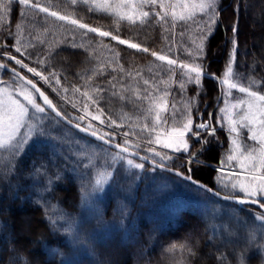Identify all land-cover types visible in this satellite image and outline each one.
Returning <instances> with one entry per match:
<instances>
[{
  "label": "trees",
  "instance_id": "obj_1",
  "mask_svg": "<svg viewBox=\"0 0 264 264\" xmlns=\"http://www.w3.org/2000/svg\"><path fill=\"white\" fill-rule=\"evenodd\" d=\"M30 3L149 49L129 48L19 0L0 10V51L5 53L0 61L28 77L13 63L15 58L36 69L46 78L37 84L64 117L84 127L92 125L89 129L146 157L151 158L146 143L156 132L168 133L174 118L182 123L190 117L193 125L200 116L208 119L220 95L217 80L224 79L229 64L233 82L264 94V44L260 43L264 0H217L214 12L198 14L194 21H177L175 26L170 18L159 21L155 7L145 8L153 13L145 23L130 24L117 22L115 16L83 0ZM254 21L260 25L252 29ZM151 52L177 64L156 60ZM181 63L200 66L198 82L195 73L189 80ZM165 92L168 108L162 119L166 122L156 125L154 132L144 130L154 123L147 111L149 100ZM221 106L222 102L212 113L219 127L223 126L218 116ZM46 113L31 143L15 155L0 151V264H239L240 257L245 264H264V255L257 253L261 239L255 232L253 207L229 203L240 213L214 216L198 213L193 204L200 202L195 197L184 203L172 200L168 207L153 204L148 200L151 195L143 196L144 181L127 187L131 179L119 181V173L113 174L122 165L114 157L124 155ZM94 115L103 123L96 126L90 120ZM204 151L205 163L223 164L221 147ZM179 160L158 163L183 173ZM111 174L112 181L100 186L99 180ZM192 178L223 193L218 173L210 165L198 164ZM24 217L29 220V238L18 232L19 227L23 230ZM172 244L185 247L168 251Z\"/></svg>",
  "mask_w": 264,
  "mask_h": 264
},
{
  "label": "snow or ice",
  "instance_id": "obj_2",
  "mask_svg": "<svg viewBox=\"0 0 264 264\" xmlns=\"http://www.w3.org/2000/svg\"><path fill=\"white\" fill-rule=\"evenodd\" d=\"M12 0H0V10H7V3H11ZM23 5L39 8V11L45 12L50 16L55 17L57 20L65 21L69 24L75 25L81 29H87L89 32H94L101 37L111 36L113 40H117L120 44H127L129 48H135L139 51L149 52L148 48L141 47L136 43H131L129 41L120 39L118 36L112 35L108 31H102L99 28L90 27L79 20L74 19L70 16L61 15L58 12L50 11L47 7L40 6L37 4L30 3V0H19ZM77 0H72L75 4ZM217 0H116L115 3L109 4L108 0L105 3L97 5V7L108 12L117 18V22L121 20H127L130 24H136L138 21L143 24L147 19L153 15L150 10H145L148 8H158L159 11L155 12L154 15L161 22H167V19H171L173 26L177 21H194L198 14H209V10H215ZM19 28V25L17 26ZM16 51H20L19 48ZM151 55L155 57L156 60L166 61L168 65H175L177 61L168 58L166 55L158 54L156 52H151ZM9 59H14L9 57ZM17 64H21V67H27L22 64L20 60H16ZM2 67V65H0ZM181 69H185V74L189 76V80L192 79L191 73H195V79L197 82L202 74L199 65L192 66L190 64L179 65ZM29 72H32L36 76H41V73L37 72L34 68H28ZM18 75V74H17ZM45 79V77H41ZM233 70L231 64L227 67V71L224 73V79L222 83L227 85L230 89H238L241 93H246L250 98L249 100H241L236 104L232 105L233 108H241L242 111L238 114L237 118H233V114L227 109L222 111L228 119L229 130L231 133L236 134V138L233 139V153L228 156V160H237L241 169L246 173L245 179L237 180L232 184L235 189L239 187V190L245 194L246 197H256L258 195H264V94H260L256 91L251 90L248 87H243L238 83L233 82ZM23 79V77H21ZM26 83L31 84L32 88L36 89L40 97L43 99L44 103L56 111L55 107L52 105L51 100L37 88L31 80L26 81ZM144 83L147 85L149 81L145 80ZM183 87V83H181ZM78 90V89H77ZM87 95V93H84ZM168 93L165 92L163 96L152 97L149 100V107L147 109L148 113L152 115L153 126L149 127L147 124L144 126V130L149 132L156 131V125L164 123L162 119V113L167 111L168 103L165 96ZM17 96H22L23 100L30 105L32 109L37 113H43L45 109L41 107L36 99L33 97L32 93L20 89L19 92L14 96L7 88L0 89V150H7L12 152L13 155L19 150L22 141H18V136L20 134L21 128L24 126L26 118L29 116V108L25 103H22ZM149 96L144 97V99H149ZM137 98L141 97L137 95ZM174 107V106H173ZM58 116L59 112L56 113ZM93 119H99L97 116H93ZM103 123V121H101ZM173 127L166 134V138L161 139V135L158 133L154 139H149L148 143H156L163 148H169L173 151H180L181 148L187 150L188 144L185 139L186 134L192 129V120L187 118L186 122L179 123L173 119ZM79 127V125H77ZM91 127V126H90ZM199 128H206L207 125L199 124ZM246 128L250 135L248 139L255 142L258 147H250L245 149L243 145L238 142V137L240 136V129ZM81 131L85 129L81 128ZM214 134V130L213 133ZM91 135L96 136V132H92ZM98 139H103L102 136H98ZM27 139V137H25ZM108 141H105L107 143ZM127 143V141H126ZM119 147V146H118ZM121 152H127L128 149L121 147ZM154 151V150H153ZM154 155L160 156L161 160L170 159V157L162 155L160 152H155ZM114 159H124V157H114ZM146 159V158H145ZM127 164L131 167L142 169L143 164L134 163L131 159L127 160ZM179 175V173H177ZM191 179V177H188ZM240 203L247 202L246 200H240ZM251 203H258L257 200L253 199ZM261 207H264V203H261ZM259 220H264V215L257 217ZM177 247L183 249L185 245L172 244L168 251H174ZM191 251V249H188ZM239 264H245L243 257L239 258Z\"/></svg>",
  "mask_w": 264,
  "mask_h": 264
},
{
  "label": "rangeland",
  "instance_id": "obj_3",
  "mask_svg": "<svg viewBox=\"0 0 264 264\" xmlns=\"http://www.w3.org/2000/svg\"><path fill=\"white\" fill-rule=\"evenodd\" d=\"M87 2L88 4L97 7L99 4L105 3V0H83ZM116 0H108L109 4L115 3ZM101 9V8H99ZM262 9V17L264 16V5L261 7ZM252 23V21H251ZM255 25H252V29L257 27L259 23L254 21ZM258 41V40H257ZM256 40L254 41V44H257ZM261 44H264V40L260 41ZM264 46V45H263ZM4 52L0 51V56L4 57ZM16 60H19L15 58L13 61L14 64H16L19 68H21L24 72L27 74H30L31 80L35 81L36 83L38 81H41V77L38 78L36 75L32 74L28 71L27 67H21V64H17ZM21 61V60H20ZM22 64H24L21 61ZM25 65V64H24ZM220 85V93L221 98L219 101V104L222 102V106L220 109H218V116H220V121L223 126L219 127L215 124L213 115L211 117L208 116V119L205 120L203 116H200L197 121L194 123L192 122V125L194 127V131L191 129L190 132L186 134V141L188 144L187 150H184L181 148L180 151H173L169 148H163L160 145L156 143H146V153L151 155V158L158 162L161 160L160 156L154 155L155 152H160L162 155L170 157V159H164L161 160L166 163H170L174 161L175 158L180 157L182 161L184 169V174L187 175V166L191 168L192 172L191 175H193V168L196 167L198 164L202 165H212L211 168L215 169L219 176L218 186L220 190L227 194V195H234V196H240V197H246L243 192L239 190V187L233 188L232 184L236 182L237 180H243L245 179V171L241 169L239 166V163L237 160H228V156L233 153V139L236 138L235 133H231L229 130V123L228 119L225 116V113L222 111L223 109L227 108L232 114L233 118H237L238 114L242 111L241 108H233L232 105L236 104L238 101L241 100H249L250 98L246 95V93H241L238 89H230L227 85L222 83L223 79L217 80ZM7 88L10 92L13 93L15 96L17 92L20 91V89L27 90L32 93L33 97L36 99V102L42 107L41 103L39 102L37 95L33 90L28 87L26 84H24L18 77L15 75H5L3 70L0 69V89ZM240 93V96L237 95V93ZM243 96V97H241ZM17 99H20L22 103H25L26 106L29 108V116L26 118L24 126L20 130V134L18 136V141H22L20 147H25L29 143L33 141L39 134L38 127L41 124L42 121H44L46 116V110L43 113H37L34 109L31 108L30 105H27V102L23 100L22 96H17ZM217 105V108H218ZM215 112L216 113V110ZM97 116V115H94ZM98 117V116H97ZM91 121L95 123L97 126L99 123H101V119H93V116L90 118ZM199 124H205L207 125L206 128H199ZM89 125V124H87ZM91 127H94L92 125H89ZM197 126V130L199 132H195V127ZM87 128H90L87 126ZM214 134H210L213 133ZM240 136L238 137V142L244 146L245 149H248L250 147H258V145L255 144L254 141L248 139V136L250 133L246 128L240 129ZM224 135H223V134ZM243 133V134H242ZM158 133L156 132L151 139H154ZM161 135V139L166 138L167 133H159ZM27 137V139H25ZM221 147L222 148V159L223 164L222 165H213L205 163L204 160L201 159V155L204 154V149H209L210 147ZM203 147V148H202ZM206 147V148H205ZM154 150V151H153ZM4 151V150H0ZM204 151V152H203ZM208 151V150H207ZM193 153H198V155H195ZM117 157V156H116ZM122 157V156H120ZM124 159H117L122 163V165L116 167L114 169V173H119V181L123 179H131L128 180L127 187H133L138 186L140 184V181H144V190H143V196L151 195L148 200L151 201L153 204L158 205H165L169 206L172 200H179L181 202L188 201L189 198L190 201H192L193 197L196 198L197 201L193 204V207L197 209L198 213H211L212 215L216 216L215 213H240L236 210V208L229 203L221 202L216 200L215 198L201 192L199 189L192 187L191 185L187 184L186 182L180 180L178 177H171L166 176V173H159L157 170L150 168L147 164L135 160L134 158L123 156ZM131 159L134 163L143 164V168H135L131 167L127 164V160ZM144 176L139 179L141 175ZM112 174L107 176L106 178H101L99 181L102 183L100 186H104L107 182L110 183L112 181ZM139 182V183H138ZM137 183V185H136ZM113 187L112 185L110 188ZM190 194V195H189ZM246 198H253L258 199L259 202L264 203V195H258L256 197H246ZM248 208V207H245ZM250 209V208H248ZM254 215V221L256 224V235L257 238L261 239V245L259 248H257V253L264 255V220H259L257 217H260L261 215L259 213H251ZM228 219V217H227ZM22 227L23 230L21 231L19 227V234H23L29 238L31 235L27 232V228L29 227V220L27 217H24L22 220ZM211 252L208 253V255ZM206 255V256H208Z\"/></svg>",
  "mask_w": 264,
  "mask_h": 264
},
{
  "label": "water",
  "instance_id": "obj_4",
  "mask_svg": "<svg viewBox=\"0 0 264 264\" xmlns=\"http://www.w3.org/2000/svg\"><path fill=\"white\" fill-rule=\"evenodd\" d=\"M0 65H2V67H0V68H2V69H4L5 71H7V72H9V73H11V74H14V75H16L17 77H19L20 79H21V77H23V79H21L25 84H27L36 94H37V96H38V99H39V101H40V103L42 104V106L46 109V110H48L51 114H53L61 123H63L64 125H66V126H68L69 128H71L72 130H74V131H76L77 133H79L80 135H82V136H85V137H87V138H90V139H92V140H94V141H96V142H98V143H100V144H102V145H104V146H106V147H109V148H111V149H113V150H115V151H117V152H120V153H122V154H124V155H126V156H129V157H132V158H134V159H136V160H139V161H141V162H143V163H145V164H147V165H149V166H151V167H153V168H155V169H158V170H161V171H164V172H166V173H169V174H172V175H175V176H177V177H179V178H181V179H183L184 181H187V182H189V183H191V184H193V185H195V186H197V187H199V188H201V189H203V190H205V191H207L208 193H210L211 195H213L214 197H216L217 199H219V200H222V201H225V202H231V203H234V204H237V205H239V206H243L244 204H247V205H253V206H255V207H257L260 211H261V213L264 215V207H261V203L258 201V203H251L250 201L252 200V199H247V198H242V197H236V196H226V195H223V194H221V193H219V192H217V191H215L214 189H212L211 187H209V186H207V185H205V184H203V183H201V182H198V181H195L193 178H192V176L191 175H189V176H185V175H183L181 172H179V171H177V170H174V169H171V168H168V167H166V166H163V165H160V164H158V163H156V162H154V161H152V160H150V159H148V158H146L145 156H143V155H141V154H139V153H137V152H135V151H133V150H131V149H128V151L127 152H121V147H124V146H122V145H119V144H117V143H114V142H111V141H109V140H107V139H105L103 136V139H98L97 137L98 136H101V135H99L98 133H97V135L96 136H93V135H91V133L92 132H94V131H91V130H89V129H87V128H85V127H83V126H81V125H79V124H77V123H75V122H72V121H70V120H68L67 118H65L63 115H62V113L55 107V105L53 104V102H52V105L55 107V109H56V111H53L52 110V108L51 107H49L47 104H45L44 103V101H43V99L40 97V95H39V93L36 91V89H34V88H32V85L31 84H28V83H26V81H28V80H30V79H28L27 77H25L24 75H22L20 72H18L17 70H15L14 68H12V67H10V66H7V65H4V64H2L1 62H0ZM18 74V75H17ZM32 81V80H31ZM33 82V81H32ZM34 84H36L35 82H33ZM36 86H37V88H39L40 89V91H42L47 97H48V95L36 84ZM49 98V97H48ZM50 100V99H49ZM57 112H59L60 113V115L58 116L56 113ZM77 125H79V127H77ZM81 128H83V129H85V131H81ZM105 141H108L107 143H105ZM119 146V147H118ZM124 148H126V147H124ZM146 158V159H145ZM177 173H179V175L177 174ZM188 177H191V179H188ZM246 200L247 202H245V203H240L239 201L240 200Z\"/></svg>",
  "mask_w": 264,
  "mask_h": 264
},
{
  "label": "flooded vegetation",
  "instance_id": "obj_5",
  "mask_svg": "<svg viewBox=\"0 0 264 264\" xmlns=\"http://www.w3.org/2000/svg\"><path fill=\"white\" fill-rule=\"evenodd\" d=\"M186 169H187V171H188V173H189V170H190V169H189V167H188V166H187V168H186Z\"/></svg>",
  "mask_w": 264,
  "mask_h": 264
}]
</instances>
